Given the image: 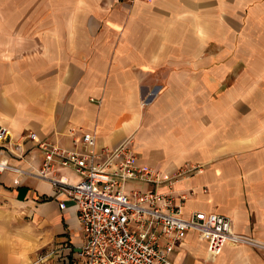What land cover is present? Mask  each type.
Wrapping results in <instances>:
<instances>
[{
    "label": "crops",
    "instance_id": "0c3cea01",
    "mask_svg": "<svg viewBox=\"0 0 264 264\" xmlns=\"http://www.w3.org/2000/svg\"><path fill=\"white\" fill-rule=\"evenodd\" d=\"M106 2L89 8L77 2L67 24L31 27L41 37L5 41L16 52L0 54V126L8 131L0 159L38 168L42 154L28 132L67 148L77 147L70 128L93 134L97 149L130 139L138 162L163 173L186 163L203 167L173 185L184 217L221 214L231 231L264 241V124L246 133L244 116L230 109L229 90H219L223 68L188 51L197 47L196 32L208 31L214 0ZM58 174L80 179L71 168ZM61 199L45 180L0 173V264L75 258L84 231L74 203L66 199L61 209ZM171 260L264 264V252L239 244L211 255L191 231Z\"/></svg>",
    "mask_w": 264,
    "mask_h": 264
},
{
    "label": "built area",
    "instance_id": "2783aa9c",
    "mask_svg": "<svg viewBox=\"0 0 264 264\" xmlns=\"http://www.w3.org/2000/svg\"><path fill=\"white\" fill-rule=\"evenodd\" d=\"M69 134L77 147L39 139L33 132L26 134L41 151L38 168H22L0 159V173L8 170L18 179L47 181L53 195L62 197L61 209L66 199L74 203L85 240L75 258L62 257V264H172L171 254L191 231L206 242L211 255H218L225 245L239 244L264 252V241L231 231L224 215L202 211L182 215L173 185L201 172V165L185 164L171 174L163 173L138 162L130 139L97 149L94 135L81 127L70 128ZM7 135L6 127H0V143ZM61 168L73 169L80 179L61 178ZM162 186L167 190H161Z\"/></svg>",
    "mask_w": 264,
    "mask_h": 264
},
{
    "label": "rangeland",
    "instance_id": "374dc122",
    "mask_svg": "<svg viewBox=\"0 0 264 264\" xmlns=\"http://www.w3.org/2000/svg\"><path fill=\"white\" fill-rule=\"evenodd\" d=\"M77 2L89 8L94 0H0V54L16 52L5 47L6 40L41 37L31 27L41 30L50 22L67 24ZM207 19L208 31L196 32L197 47L188 48L189 54L212 57L214 66L223 68L219 90H229L233 116H244L245 131L253 135L260 128L254 125L264 124V0H214L213 15ZM189 38H194L192 33Z\"/></svg>",
    "mask_w": 264,
    "mask_h": 264
}]
</instances>
